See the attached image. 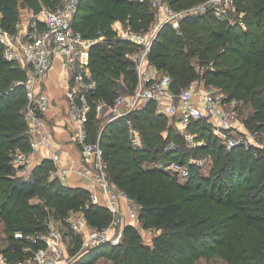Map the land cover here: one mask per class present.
I'll return each mask as SVG.
<instances>
[{
	"label": "trees",
	"instance_id": "trees-1",
	"mask_svg": "<svg viewBox=\"0 0 264 264\" xmlns=\"http://www.w3.org/2000/svg\"><path fill=\"white\" fill-rule=\"evenodd\" d=\"M27 1L37 13L42 6L55 9L62 0ZM165 1L175 9H185L206 0ZM235 1L238 10L245 13V28L219 19L211 10L203 15H188L178 27L166 24L160 30L149 52V61L157 70L171 76L172 91L179 92L196 79L203 80L206 85L222 88L232 98L246 99L254 116L264 122V0ZM16 6L17 0H0V25L9 31L17 30ZM153 18L151 5L145 1L79 0L73 25L84 38L104 35L90 49V68L98 85L91 94L92 109L86 123L90 138L96 140L100 135L111 179L139 203L141 219L146 224L171 233L175 243L164 239L155 241L167 246L168 257L179 258L186 254L183 246L190 242L213 239L223 245L221 228L236 224L248 228L264 225V162L242 146L225 148L205 120L190 125L191 131L198 134L197 140L205 138V143L189 147L169 118L156 113L153 101L127 114L141 133V147L133 145L125 119L106 124L97 115L98 101L113 104L121 92L132 93L139 80L136 62L128 54L137 46L120 37L115 21L128 22L133 30L142 31L150 26ZM211 61L216 64L213 69L207 67ZM26 77L27 72L19 63L4 58L0 44V220L7 240L1 251L13 260L31 255L24 251L25 247L37 249L42 245L15 238V232L44 233L51 214L60 220L61 226L70 212L80 208L95 228H103L111 220L105 201L91 204L83 185H64L50 177L46 169L51 161L46 157L33 168L32 179L18 174L13 163L14 152L17 148L30 150L24 117L27 96L24 85L20 84ZM171 141L179 146L169 149ZM191 155L207 156L212 165L207 174L203 170L193 173L190 166L181 186L186 189L189 202L185 205L172 192L155 187L158 178L180 181L178 171L155 162L165 159L186 164ZM207 204L227 207L233 212L218 219L214 213H205L203 206ZM124 234L127 246L122 242H104L85 251H81V240L73 236L75 245L69 248L70 252L66 246V254L79 253L71 264H85L87 259L104 250H110L107 257L111 264H165V254L157 249L152 250L150 261H145L144 236L135 223H128ZM262 243L252 240L249 245L252 249L232 245L233 258L237 264H251L253 259L264 264ZM243 250L252 252L250 256L244 255ZM191 258L185 257L176 264L188 260L193 264L196 258Z\"/></svg>",
	"mask_w": 264,
	"mask_h": 264
},
{
	"label": "built area",
	"instance_id": "built-area-1",
	"mask_svg": "<svg viewBox=\"0 0 264 264\" xmlns=\"http://www.w3.org/2000/svg\"><path fill=\"white\" fill-rule=\"evenodd\" d=\"M137 1L148 2L154 12V18L147 29L135 31L128 22L119 19L114 23L120 37L137 46V49L128 53L136 62L139 77L137 86L132 93L121 92L113 104L98 101L97 115L104 118L106 124L118 118L125 119L133 145L141 147V133L127 114L153 101L156 113L169 118L185 137L189 147L205 143L197 140L198 134L190 129L192 122L202 120L212 126L213 134L225 148L246 145L251 135L240 119L243 99L232 98L223 90L203 85L204 81L199 79L181 91L174 92L170 89L171 76L157 70L149 61V52L160 30L166 24L178 27L188 15H203L211 10L219 19L245 28V13L238 10L236 1L206 0L185 9H175L165 0ZM78 4L79 0H62L55 9L42 6L39 12H34L27 28L17 26L16 31H9L0 25V44L4 58L19 63L27 72L26 79L20 84L24 85L27 96L24 117L30 150L16 149L18 154L13 163L18 174L32 179L35 165L41 163L42 157H47L54 165L52 177L59 179L64 185H71L72 178L79 179L88 191L90 203L98 204L104 200L110 210L109 224L100 229L90 225L84 209L83 213L72 211L65 218L69 232L79 234L85 230L82 249H88L104 242L118 243L124 227L131 222L140 228L142 219L139 203L111 179L100 135L93 140L87 129V118L92 109L91 94L98 86L90 68V49L104 35L99 38H84L76 30L73 21ZM59 57L62 58L61 65L67 73L65 92L74 130L72 141L79 149L77 160L64 157L53 138V128L47 118L53 99L47 89L46 78ZM175 147V144L168 145L169 149ZM168 166L183 177L189 175L190 166L176 161H171ZM54 221L56 220L48 217L47 231L44 233L25 234L16 231L15 238L42 245L37 249L25 247L24 251L31 252V255L24 259L13 260L1 251L0 264H71L75 256L66 254L65 235Z\"/></svg>",
	"mask_w": 264,
	"mask_h": 264
},
{
	"label": "rangeland",
	"instance_id": "rangeland-1",
	"mask_svg": "<svg viewBox=\"0 0 264 264\" xmlns=\"http://www.w3.org/2000/svg\"><path fill=\"white\" fill-rule=\"evenodd\" d=\"M16 8L19 14V19H18L19 21H18L17 26L27 28L29 26L31 18L34 15V12H35L34 9L30 6L27 0H17ZM208 65L209 66L207 67L211 69V68H214L216 64L214 63V61H211ZM203 85H205L204 82H203ZM200 86H202V83ZM206 86L215 87L217 89L223 90L222 88L211 85V84H208ZM59 98H61V96ZM61 104L62 102L56 101V105L59 106L60 108L62 107ZM59 111L66 112L65 108L61 110L59 109ZM240 112H241L240 119H242V121L245 123V129L246 131H249V134L251 136L246 145H239V147L242 146V148H244L245 151L247 149L248 151L253 152L256 158L258 159L262 158L260 159V162L262 161L264 162V122H262L261 120L257 119L254 116L253 110L251 109V105L246 99H244V102L242 103V105H240ZM200 139L203 141H206L205 138H200ZM170 144H175L176 147L179 146V144L175 143V141H171ZM17 154L18 152L17 150H15L14 157ZM186 162L187 163L185 165L191 166L192 170L191 169L190 170L193 171V173H197L199 170H203L204 173L207 174V172L209 171L208 170L209 167H211L212 165L211 164L212 160L207 156L201 157V156L191 155L190 158L187 159ZM160 163L167 165V168L170 167L168 166L170 162L165 161V159H161L160 161L155 162L156 165ZM53 166L54 165L52 161L49 162V164L47 165L46 172L48 173L50 177H52L51 170ZM179 177H180L179 178L180 181H177V183L173 180V178L172 180L171 179L159 180L158 178V182L155 183V187L160 188L161 190L166 191V192H172L176 198H178L179 200H182V202L186 205V204H189V202L186 199V189L181 188V186H184L183 184L184 180H183L182 174H180ZM262 177H264V171H262ZM203 210L205 211L206 214L214 213V215L218 217V219H220L223 215H225L228 212H230V214L233 212L232 209H230L231 210L230 211L227 207H223V206L218 207L213 204H207L203 206ZM76 211H78V213H83L82 208ZM51 218L56 220L54 221L55 225H57L60 228V230L64 233L65 235L64 236V239H65L64 246L65 248L67 246L69 252H70L69 248L75 245V243L73 242L74 241L73 236L81 240V251H85L89 249V248L82 249V244L86 237L85 230H83L79 234H74L67 230L68 227H67V224H65L66 221L61 226L60 220L55 219L52 214H51ZM145 222L142 220V223L139 229L141 230L144 236L143 238L144 247L143 248L145 250L143 251L142 255L146 262H149L152 257L151 256L152 250L157 249V251H161L163 254H165L163 256V258H165L164 259L165 264L179 263L180 260L185 257H192L191 259L196 258L193 264H237V261L233 258L234 251H231L230 249L232 245H234L233 246L234 248L245 247L247 249L249 248L252 249L253 246H249L252 240L254 241V243L264 241V225L260 224L256 228H250V227L248 228V227L239 226L236 224L227 229H224V228L220 229V232L222 234L221 237L225 239V243L223 245L218 244L217 242L213 241V239H211L208 242H190V244H186L183 246L184 247L183 249L186 253L185 255H181L179 258H173V257H168L167 255L168 249L165 244L164 245L157 244L155 241L156 239L158 240L164 239L166 242L175 243L171 239V233L168 230L156 228L152 225L146 224ZM61 223H63V221H61ZM3 225H4L3 222L0 220V252L7 245L6 234H5ZM253 237H256V239ZM120 242L125 243L126 245L124 233L121 236L118 243ZM263 245L264 244L262 243V246ZM109 251L110 250L108 251L104 250V251H101V254L97 256L93 255L91 258L87 259V262L85 264L87 263L88 264H111V260L107 257V253ZM250 252L252 251L243 250L244 255L249 254L250 256ZM78 255L79 253H76L73 256L77 257ZM152 261L154 262V259H152ZM189 263H190V260H188L187 262L183 264H189ZM250 263L258 264L259 261L257 259H253L251 260Z\"/></svg>",
	"mask_w": 264,
	"mask_h": 264
},
{
	"label": "crops",
	"instance_id": "crops-1",
	"mask_svg": "<svg viewBox=\"0 0 264 264\" xmlns=\"http://www.w3.org/2000/svg\"><path fill=\"white\" fill-rule=\"evenodd\" d=\"M61 62V57L54 61L49 75L46 78L47 89L53 99V106L51 111L48 113L47 118L49 124L53 128V138L58 144L60 150L63 152L64 157L69 156L77 160L79 159V149L72 141L74 130L72 125V119L69 114V100L65 92L67 73L63 69ZM60 96L61 98H59ZM56 101L62 102L61 108L56 105ZM64 108L66 112L61 111L63 112L61 113L59 109L61 110ZM44 158L42 157L41 162ZM76 183L81 184L79 182V179L72 178L71 184Z\"/></svg>",
	"mask_w": 264,
	"mask_h": 264
}]
</instances>
